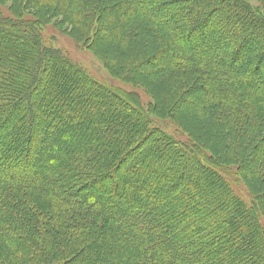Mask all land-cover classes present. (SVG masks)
<instances>
[{"label": "trees", "instance_id": "16d2710c", "mask_svg": "<svg viewBox=\"0 0 264 264\" xmlns=\"http://www.w3.org/2000/svg\"><path fill=\"white\" fill-rule=\"evenodd\" d=\"M212 7L220 27L205 33ZM55 15L113 76L147 89L151 114L189 142L127 106H141L137 94L118 93L44 46ZM230 15L264 34V12L248 0H0V129L11 111L20 114L12 144L0 143V264H264V74L238 64L250 48L255 71L264 69V40L235 29L228 38ZM20 36L25 64L1 40ZM60 71L70 75L43 85ZM69 87L90 102L79 105ZM41 91L48 98L32 103ZM48 112L61 116L43 119ZM26 142L40 154L24 156ZM234 169L251 203L228 179Z\"/></svg>", "mask_w": 264, "mask_h": 264}, {"label": "rangeland", "instance_id": "374dc122", "mask_svg": "<svg viewBox=\"0 0 264 264\" xmlns=\"http://www.w3.org/2000/svg\"><path fill=\"white\" fill-rule=\"evenodd\" d=\"M248 2H250L251 6L254 9H258L261 10L262 12H264V0H248ZM7 6H10V4H6ZM219 8L216 9V7H212L210 9V13L212 12V16L208 19V22L206 23V31L205 33L211 31L214 28L219 29V25H214L213 22H210L213 19V16L215 15L216 11ZM114 11V10H113ZM112 11V12H113ZM237 14L240 17H243L244 13L239 12L238 10L236 11ZM114 13H109V16H113ZM209 14V13H208ZM209 16V15H208ZM228 23L223 24V28H225V30L228 32L227 37L229 38L231 36L230 31L232 29L238 30V32L242 35H244L245 33H251L252 35H255L257 38L259 39H263L264 40V34L262 32H260L256 26H253L252 31L251 30H247V24L250 25L249 27H251V23L247 20H245L246 25L244 24V26L242 27L240 25L239 22H237L236 18L233 16H228L227 19ZM63 21V18L61 15H55L53 17V19L50 20L49 25H47L42 33V39H43V45L46 46L47 48H54L58 51H60L63 55L67 56L71 61H73L76 65H78L79 67H81L83 70H85L90 76L94 77L95 79H97L99 82H101L102 84L112 88V89H117L118 93H121V91H124L125 93L128 94H137L140 97L141 100V106H139L138 104H135L133 102H130L129 104H126L129 107H132L134 109H142V112L145 113V115H148L150 118V121L152 123V127H156L161 129L162 131L166 132L167 134H169L170 136H172L176 141L187 144L189 142L188 137L182 133V131L180 129H178L176 127V125L170 120V119H163V118H159L156 117L154 115L151 114L150 110L152 109L151 106L154 104V97L152 95H149L147 89L143 88L142 86H138L134 83H129L125 80H122L120 78H117L115 76H113L109 69L107 68V65L101 61L99 58L96 57V55L92 52H90L88 49L83 48L82 46L76 44L70 37H69V33L68 31L65 29V26L60 25V22ZM111 25L112 23H110L109 21L105 24H103V30H102V36L106 37L110 34V30H111ZM60 27V31L57 29ZM255 27V28H254ZM67 29L70 27H66ZM255 29V30H254ZM62 32V33H61ZM202 33V32H200ZM199 34L197 33V36ZM246 35V34H245ZM254 37V36H253ZM28 37H25V39H27ZM24 39V40H25ZM1 40L4 41L5 43H8L11 47V50H14V48L17 50L15 55H16V59L14 61H22L23 64L26 63L27 60H29L28 58H30V56L24 51V47H22L21 49H19L20 47H15L17 43L22 42V36L18 37V38H6V37H1ZM241 42V41H239ZM250 46H256V42L252 41L250 42ZM208 47V45H207ZM250 49V48H249ZM247 49L244 57L240 59V62L238 63L239 65H246L249 66V68H251V72L252 75L254 77H259L260 75L264 74V69H260L259 71H255V68L252 64V55L253 52L252 50ZM246 57H248L249 59V63H247ZM251 57V58H250ZM127 57H123V60H126ZM251 59V60H250ZM155 64L154 62H150V64L148 66H144V68L148 69L149 72L146 73H150V71L154 70L155 68ZM27 68H29V65L27 64ZM12 71H16V68H12ZM69 73H65V72H61L59 74H50V76L48 75L47 77H49V79H51V83L50 82H43V85L45 84V86H47L48 84H50V86L55 85V82H59L61 80H63V78H65L66 76H69ZM56 87V85H55ZM59 90V88H57ZM37 90L34 89V91L32 92H36ZM67 91L69 93L71 92H75V94H77V96H79L80 98H78L77 100H80L81 104L79 103V105H86L89 101L88 99V95L87 93H82L81 91L76 92L75 89L69 87L67 88ZM31 94V93H30ZM65 95V93H64ZM60 97V96H59ZM58 96H53L51 97V101L54 104H57L60 100L61 97L59 98ZM42 98H48V95L46 94V92H39L36 95L31 94L30 97V101L32 103H35V101L37 99H42ZM111 98H115V96L112 93H107L104 96V100L106 99H111ZM75 101V100H74ZM90 102V101H89ZM128 102V101H127ZM75 103V102H74ZM24 103H20V109H22L24 107ZM74 105V104H73ZM78 105V103H77ZM96 105L100 108V107H104V104L101 103V101H99L98 103H96ZM125 104H119L116 105V107L118 108H125L124 106H126ZM185 104H180V108H183ZM75 108H78V106H75ZM140 109V110H141ZM62 110V109H61ZM68 110V109H65ZM81 110L80 107L79 109H77V111ZM64 113V110L63 112ZM11 117V122H7L5 125H2V128L0 129V143L1 144H12V140L9 141V138H7L8 135H12V131L14 130V123L17 122V120L20 119V114L17 112L11 111V113L9 114ZM61 115H58L57 112H48V114H45V117L43 119H55V117L60 118ZM141 116V114L139 113H134L132 115V117H136V119ZM89 117V116H88ZM42 119V120H43ZM135 119V120H136ZM8 120H10V118H8ZM63 123L66 124L67 121L63 120ZM53 125L54 128L56 127L55 123H51ZM50 129L51 131L54 129ZM42 130L39 129L36 131V133H34V139L37 140L38 142L41 141V139H43L42 137ZM151 140L145 142L144 145L140 146L138 148V151L135 152V154L140 155L144 149L148 146H150ZM24 156H31L33 155H39L40 154V149H38L33 143L30 142H26L24 145ZM202 147H206L203 146ZM187 149L191 150V145H187ZM32 151L34 153H32ZM141 151V152H139ZM211 152V151H210ZM32 153V154H31ZM136 155V156H137ZM206 167L208 168H212L215 169L214 167H211V163L210 162H205L204 164ZM195 167V166H194ZM196 168V167H195ZM197 169V168H196ZM217 170H222L219 167L217 168ZM233 169V168H232ZM197 171H199L197 169ZM226 171L223 170V174ZM229 172L231 173H227V175L232 174L233 176H227L228 179L231 181L234 189L236 190V192L238 193V195L247 203H251L253 200V194L250 192L249 188H247V186L243 183L242 180H240L236 174V169L234 170H229ZM186 181V180H185ZM187 182H185L186 184ZM105 184H102V186H100L101 188L104 187ZM184 185V182L181 183L182 186ZM99 188V186H97ZM95 186H93L94 188H97ZM183 188V187H181ZM262 240L264 241V239L262 238Z\"/></svg>", "mask_w": 264, "mask_h": 264}]
</instances>
